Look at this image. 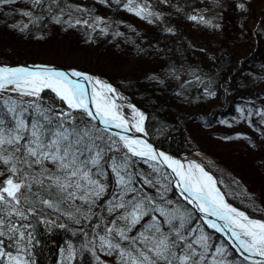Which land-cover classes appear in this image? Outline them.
<instances>
[{"label":"snow or ice","instance_id":"obj_1","mask_svg":"<svg viewBox=\"0 0 264 264\" xmlns=\"http://www.w3.org/2000/svg\"><path fill=\"white\" fill-rule=\"evenodd\" d=\"M123 7L142 19L154 15L137 0ZM118 97L112 85L75 69L0 65V264H35L34 222L60 218L88 222L79 230L82 250L95 264H264V220L230 206L200 164L130 136L144 133L145 117L129 105L130 124ZM238 111L251 127L254 115L264 126V110ZM62 254L72 264L76 251L69 245Z\"/></svg>","mask_w":264,"mask_h":264},{"label":"trees","instance_id":"obj_2","mask_svg":"<svg viewBox=\"0 0 264 264\" xmlns=\"http://www.w3.org/2000/svg\"><path fill=\"white\" fill-rule=\"evenodd\" d=\"M142 1L154 13L149 19L126 11L125 0H43L42 5L17 0L0 6V62H41L92 73L141 110L156 145L180 154L188 150L189 123L210 129L218 117L264 97V0ZM95 15L105 24H76ZM193 15L210 23L193 21ZM87 224L66 218L34 222L35 264H64L62 250L69 245L76 251L72 264H95L82 250L86 237L79 230Z\"/></svg>","mask_w":264,"mask_h":264},{"label":"rangeland","instance_id":"obj_3","mask_svg":"<svg viewBox=\"0 0 264 264\" xmlns=\"http://www.w3.org/2000/svg\"><path fill=\"white\" fill-rule=\"evenodd\" d=\"M137 3L143 4V1L137 0ZM96 19L97 15L89 23L96 28L105 24L100 22L97 25ZM119 100L123 114L133 122L131 104L122 98ZM238 109H244V116L249 110L253 113L264 110V97L238 106L228 116L218 117L210 129L194 121L189 123L188 150L184 154L193 155L203 164L207 162L213 166L217 184L226 198L232 200L231 203L236 200L244 205L245 211L264 215V126L260 125L261 117L254 115L250 120L256 127H251Z\"/></svg>","mask_w":264,"mask_h":264},{"label":"water","instance_id":"obj_4","mask_svg":"<svg viewBox=\"0 0 264 264\" xmlns=\"http://www.w3.org/2000/svg\"><path fill=\"white\" fill-rule=\"evenodd\" d=\"M0 65H6V66H52V67H55L57 69H61V70H72V69H75V70H78L82 73H85V74H88V75H91V73L87 72V71H83L81 69H78V68H75V67H62V66H58V65H55V64H47V63H41V62H21V63H14V64H7V63H0ZM92 76V75H91ZM130 136H134V137H139L143 140H145L146 142H148L154 149H156L158 152H163L169 156H175V157H180V156H177L169 151H166L164 149H162L161 147L157 146L151 139L150 137L147 135V133L144 131V133H136L134 131L132 132H129L128 133ZM193 158V157H192ZM196 162L198 160H196L195 158H193ZM200 164V162H197ZM170 171V170H169Z\"/></svg>","mask_w":264,"mask_h":264},{"label":"bare ground","instance_id":"obj_5","mask_svg":"<svg viewBox=\"0 0 264 264\" xmlns=\"http://www.w3.org/2000/svg\"><path fill=\"white\" fill-rule=\"evenodd\" d=\"M115 102L118 104L119 102H121L120 100H119V97L115 100ZM131 106H133V105H131ZM121 112H122V110H121ZM139 112V111H138ZM122 114H123V112H122ZM123 116H124V118L125 119H127V117L123 114ZM128 120V119H127ZM129 121V120H128ZM129 123L131 124V123H133V122H130L129 121ZM170 157H172V158H174V159H177V160H179V161H181L182 163H184L185 165H187L188 163H190V162H194V163H197L193 158H192V155H189V154H183L181 157H175V156H170ZM198 164V163H197ZM201 165V164H200ZM201 167H203L204 169H205V171H207V169L205 168V166L204 165H201ZM207 172H209V171H207ZM210 174V173H209ZM216 180V179H215ZM217 187L220 189V187L218 186V184H217ZM221 190V189H220ZM221 192H222V190H221ZM226 197V196H225ZM226 202L227 203H229V205L230 206H233V207H236L234 204H232V203H230L228 200H227V198H226ZM238 210H241V211H244V210H242V209H239L238 207H236ZM245 212V211H244ZM246 213V212H245ZM247 214V213H246ZM248 215V214H247ZM250 217V216H249ZM250 218H252V217H250ZM252 219H254V218H252ZM257 220H261V219H257Z\"/></svg>","mask_w":264,"mask_h":264}]
</instances>
